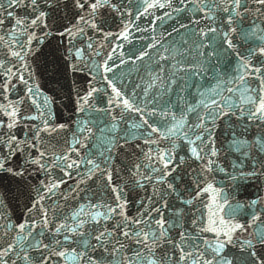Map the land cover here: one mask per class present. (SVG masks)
Wrapping results in <instances>:
<instances>
[{"label": "snow or ice", "instance_id": "obj_1", "mask_svg": "<svg viewBox=\"0 0 264 264\" xmlns=\"http://www.w3.org/2000/svg\"><path fill=\"white\" fill-rule=\"evenodd\" d=\"M248 186L264 0H0V264H264Z\"/></svg>", "mask_w": 264, "mask_h": 264}, {"label": "water", "instance_id": "obj_2", "mask_svg": "<svg viewBox=\"0 0 264 264\" xmlns=\"http://www.w3.org/2000/svg\"><path fill=\"white\" fill-rule=\"evenodd\" d=\"M48 87H51V85H45L46 91ZM257 194L264 195V192H259L258 189L254 186H248L246 189L240 190L239 194L236 196V199H239L243 202H247L249 199L255 198ZM69 264H71V262H69Z\"/></svg>", "mask_w": 264, "mask_h": 264}]
</instances>
